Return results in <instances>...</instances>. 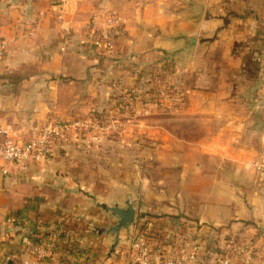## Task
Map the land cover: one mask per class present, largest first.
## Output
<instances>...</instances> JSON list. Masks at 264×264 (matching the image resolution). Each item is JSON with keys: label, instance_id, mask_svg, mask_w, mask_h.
Segmentation results:
<instances>
[{"label": "crops", "instance_id": "0c3cea01", "mask_svg": "<svg viewBox=\"0 0 264 264\" xmlns=\"http://www.w3.org/2000/svg\"><path fill=\"white\" fill-rule=\"evenodd\" d=\"M111 18L121 21L108 29L106 21ZM102 32L115 44L112 59L102 58L92 46L95 35ZM192 38L194 47L187 51ZM0 40L7 46L0 61V142L2 131H15L27 139L33 126L49 119L87 120L97 126L94 132L123 131L128 125L104 123L107 115L117 110L124 90L144 86L146 71L152 67L171 68L173 73L179 68L194 71L199 82L207 83L184 89L185 113L196 120L204 116L223 120L222 114L230 120L228 108L238 106L243 97L260 102L257 116L264 112V74L245 77L246 81L241 53L253 48L259 58L253 65L264 67V0H0ZM225 70L230 74L223 75ZM129 94L137 104L150 100ZM77 142L69 138L48 160L24 173L11 168L0 174V264H30L32 257L21 237L35 233L42 234L40 243L52 245L46 264H127V252L117 254L119 247L129 246V232L121 231L117 243L113 234L100 232L116 222L104 208H124L127 202L134 204L136 216L140 214L138 221L145 215L159 217L170 230L205 225L234 236L242 230L249 239L264 231V200L257 205L251 196L244 202L236 188L220 187L218 181L209 189L210 200L201 188L183 186L184 177L221 176L218 169L205 175L201 157L211 160L219 154L229 164H241L232 141L220 147L198 143L195 152L181 142H172L177 146L171 151L168 141L167 152L174 154L164 160L169 183L172 170L179 174L177 191H167V196L151 194L140 182L143 174L138 167L125 172L122 156L111 185L101 182V171L89 170L99 179L93 182L85 170L91 161H80L91 160L90 156L75 153L86 144ZM175 161L180 164L173 165ZM128 177L132 184L125 182ZM220 194L227 200L221 202ZM148 199L166 203L167 208L149 210ZM12 216L22 220L20 227L8 222ZM73 249L79 251L71 254Z\"/></svg>", "mask_w": 264, "mask_h": 264}, {"label": "rangeland", "instance_id": "374dc122", "mask_svg": "<svg viewBox=\"0 0 264 264\" xmlns=\"http://www.w3.org/2000/svg\"><path fill=\"white\" fill-rule=\"evenodd\" d=\"M252 50L253 48H248L241 52L244 63V79L245 77L256 79L259 74H264V67L260 69L253 65V61L259 60V58ZM184 61H187V59ZM208 62H212V57L208 59ZM178 71L173 73L171 68L167 69V67L148 68L146 71L148 77L144 86L141 85L134 92L130 90L123 91L125 92L124 96L128 93H138L150 99L139 102V104L134 100L132 107L128 103H124L123 98L118 100V103L121 102V104L116 106L118 108L114 112L117 117L114 114H109L104 123L114 121L121 124L125 123L128 126L123 127V131L122 129H109L94 132L97 130L95 129L91 130L86 136L72 137L80 145L86 144L82 146L84 147L82 149L77 147L78 151L75 152L79 156H90L91 160H80L83 163L91 161L90 167L86 165V169L84 168L86 175L93 178L94 171H101L103 173L101 182L111 185V181H115L114 174L118 168L119 157L122 156L125 172L132 170L135 166L138 167L143 174L140 179L141 184L153 195L162 192L163 196H167V191L170 193L177 191L175 183L176 176L179 174L172 170L169 173L171 180L169 183V180H167V161L164 160H167V155L177 146L172 142H178V144L181 142L182 147H188L190 152H195V146L198 143L204 145L217 144L220 147L229 140L234 142L233 149L234 152L240 154L237 159L241 164H229L226 160H222L219 154L211 160L201 157L198 161L200 160L201 165L204 164L205 175L210 176L212 171L218 169L221 176L218 179L211 177L190 179V177H184L183 186L186 188L192 186L194 189L201 188L204 198L210 200L212 195L209 189L216 186L218 181L220 187L236 188L238 191L237 196L243 198L244 202L248 201L251 196H255V204L258 205V200H264V112L262 111V116L259 117L257 116L258 109H255L259 105L261 108L260 102H250L243 97L238 106L233 105V107L228 108L231 112L230 120L224 114H222L225 118L223 120H221V117L213 119L209 116L196 120L195 115L185 113L184 89L193 88L196 83L200 86L207 83L201 80L199 82L194 71L184 72L180 68ZM182 73H187V75L181 77ZM228 74H230L228 70L223 73L225 76ZM231 75L236 76L238 74L232 72ZM175 86H177V89H174ZM231 119L234 120V123ZM139 123H143L144 126L135 127ZM227 125L234 126L235 129L229 130ZM88 136L90 139L86 140ZM119 140L128 142L122 144L120 143L122 141ZM242 146L246 148L243 150ZM167 148L171 151L167 152ZM95 155L100 156L101 161ZM134 158L138 160L132 162ZM141 158L148 160L147 163L144 162L143 164ZM174 164L179 165L180 163L175 161ZM89 170H93V173H88ZM235 173L237 174L234 175ZM243 174H249L250 177L244 178ZM119 180L118 177L117 181ZM92 181L98 183L99 179L93 178ZM125 182H131L132 184V179L128 177ZM105 190L108 191V189ZM222 194L219 197L220 201L224 202L227 200V195ZM147 204L149 210H154L155 206L161 209L167 208L166 203L156 204L154 199H148ZM259 210L262 213V208L259 207ZM106 213L111 216L109 212L106 211ZM139 217L140 214L135 215L134 224L127 230L129 232L128 238L131 231L139 230L137 226L143 220L142 218L149 217V215L142 216L138 221ZM159 219L162 221V226L160 225L162 238L157 242L151 241L152 253L155 259L177 260L194 252L196 255L195 264H218L222 259H228L231 264H264V231L249 239L248 235L242 230L234 236L223 234L225 229L223 232H218L205 225L196 228L185 227L188 228L186 231L181 228L183 226L170 230L167 229V224L161 218ZM147 227L152 228V224L148 222ZM124 250L127 252L126 255L131 251L128 245L125 249L119 247L118 257L123 255Z\"/></svg>", "mask_w": 264, "mask_h": 264}, {"label": "built area", "instance_id": "2783aa9c", "mask_svg": "<svg viewBox=\"0 0 264 264\" xmlns=\"http://www.w3.org/2000/svg\"><path fill=\"white\" fill-rule=\"evenodd\" d=\"M120 21L119 18L108 19L106 27L111 29L118 25ZM93 30L95 33L94 27ZM96 35L92 42L93 48L102 58L112 59L116 52L112 38L105 32ZM6 47V44L0 40V61L5 56ZM123 100H125L124 103H128L132 107L135 99L132 94L128 93ZM96 127L94 123L87 120L49 119L43 124L33 126L27 139H23L15 131H2L0 174H8L11 168H16L19 172L24 173L32 165L48 160L59 146L69 138L86 136ZM8 222L15 227L22 225V220L14 216L10 217ZM149 230V227H147L142 231L133 230L131 231L132 234L130 232L128 240L131 251L128 253L127 264H195L196 255L194 252L177 260L155 259L152 253L151 240H149ZM21 245L32 257L30 264H46L45 260L51 256L52 245L39 243L34 236H22ZM218 264L231 263L228 259H222Z\"/></svg>", "mask_w": 264, "mask_h": 264}, {"label": "water", "instance_id": "95a60500", "mask_svg": "<svg viewBox=\"0 0 264 264\" xmlns=\"http://www.w3.org/2000/svg\"><path fill=\"white\" fill-rule=\"evenodd\" d=\"M195 39L190 40V44L187 48V51H190L194 47ZM105 211L109 212L110 215L116 219L115 224L107 229L101 230V233L113 234L115 236V243L119 241V235L121 231L128 230L135 222L136 211L134 204L127 202L124 208H119L118 206L105 207Z\"/></svg>", "mask_w": 264, "mask_h": 264}, {"label": "trees", "instance_id": "16d2710c", "mask_svg": "<svg viewBox=\"0 0 264 264\" xmlns=\"http://www.w3.org/2000/svg\"><path fill=\"white\" fill-rule=\"evenodd\" d=\"M163 67V66H162ZM180 87V86H179ZM174 89H177V86H175L174 87ZM144 98V97H143ZM143 220H141L140 222H139V225L137 226L138 227V229L140 230V231H142V230H144L145 228H146V226L148 225V222L149 223H151L152 224V228H150V230H149V240H151L152 242L153 241H155V242H157V241H159V240H161V238H162V235H161V227H160V225L162 226V221L159 219V218H154V217H151V216H149V217H144V218H142ZM159 224V225H158ZM66 228V227H65ZM68 229L70 228V230H73V227H67ZM42 234H39V233H35V234H33V236H34V238H35V240L37 241V242H42L41 241V238L42 237H40ZM46 236V235H45ZM79 250H76V249H73L72 251H71V254H74L75 252H78ZM48 264H49V262H48Z\"/></svg>", "mask_w": 264, "mask_h": 264}]
</instances>
